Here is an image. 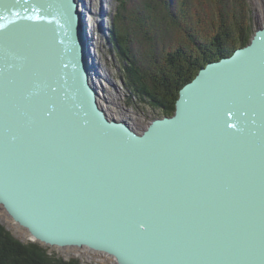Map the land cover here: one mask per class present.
<instances>
[{
	"label": "water",
	"instance_id": "95a60500",
	"mask_svg": "<svg viewBox=\"0 0 264 264\" xmlns=\"http://www.w3.org/2000/svg\"><path fill=\"white\" fill-rule=\"evenodd\" d=\"M82 1L0 0V206L117 264H264V21L138 133L102 106Z\"/></svg>",
	"mask_w": 264,
	"mask_h": 264
},
{
	"label": "trees",
	"instance_id": "16d2710c",
	"mask_svg": "<svg viewBox=\"0 0 264 264\" xmlns=\"http://www.w3.org/2000/svg\"><path fill=\"white\" fill-rule=\"evenodd\" d=\"M187 1L142 0L140 5L134 4L130 8L125 2H118V15L113 16L109 31L113 50L122 62L124 87L141 104L158 110L161 117L175 114L181 89L196 77L200 69L231 56L236 49L249 44L254 34L246 0H211L219 13L216 17L215 10V17L220 18L214 22L212 33L216 35L212 37L202 36L199 24L195 23L186 6ZM204 10L205 7L198 10L202 17ZM208 16L213 18V13ZM183 25L191 26L196 32V35L189 36L193 48L185 44L187 36L181 30ZM176 33L175 37L179 35V39L173 42L176 48H169L173 51L167 53L164 61L160 44ZM137 44H145L147 49L137 50ZM0 264L82 263L77 259L65 261L58 258L38 243L25 244L0 223Z\"/></svg>",
	"mask_w": 264,
	"mask_h": 264
},
{
	"label": "rangeland",
	"instance_id": "374dc122",
	"mask_svg": "<svg viewBox=\"0 0 264 264\" xmlns=\"http://www.w3.org/2000/svg\"><path fill=\"white\" fill-rule=\"evenodd\" d=\"M152 2H156L158 0H150ZM118 2H125L126 7L130 8L134 4L140 5L142 0H131L128 2V0H113V5L111 6V10L108 15L105 16L106 20V35H103V33L100 31V25L96 24L94 27V32H92L93 36L98 37V40H96L97 43V54L100 66V76H98V79L102 81L105 90L107 91L106 96H110L111 98L115 99V103L121 105L123 107V110L118 108L119 106L114 105V111H116L117 114L112 116L113 118L119 120V121H125L127 122L135 131L138 133H143L151 124V122L161 117L160 112L158 110L152 109L150 106L141 104L136 98L130 96L126 88L124 87L123 80L121 78V59L119 55L113 50V46L110 45V28L112 19L114 18V15H118ZM247 2V8L249 11L250 17L252 18V23L254 26V29H257L261 23L264 21V8L262 6V3H260L259 0H246ZM130 3V4H129ZM86 8L88 9V5L86 4ZM186 6L188 7L191 15L193 16L195 23L199 24L200 33H202V36H208L212 37L216 34L212 33L213 25L215 21H220V18H216L218 16V9L216 4L211 0H188L186 3ZM205 10L202 12L203 17L201 13L198 12L199 9L204 8ZM212 8H214V11L212 12ZM215 10H217L216 17H215ZM92 15H90L94 22L95 19L99 18L100 10H99V3L96 4L94 7H92ZM208 11V12H207ZM210 13H213V18L209 17L208 15ZM190 15V16H191ZM102 16V15H101ZM199 18L201 19H198ZM207 16V17H206ZM90 19V18H89ZM191 27V26H190ZM186 27L185 25L181 26V30L185 31V35L187 38H184L185 44H188L190 48H193L192 42H189V36L196 35V32L192 30V27ZM178 28V26H177ZM189 29L191 32H189ZM216 31H214L215 33ZM170 34L167 38V41H162L160 44L161 53H163V60L165 61V56L167 53L172 52L173 50H170L169 48H176L175 40L179 39V35ZM201 35V34H200ZM209 37V39H210ZM200 38V37H199ZM205 42L207 41L204 40ZM187 48V46H185ZM184 47V48H185ZM140 48L147 49V46L145 44L143 45H136V49L140 50ZM186 51H191L190 49H187ZM175 52V51H174ZM173 52V53H174ZM161 55V54H160ZM104 77V79L102 78ZM101 92V102L103 105L110 106L111 109L113 108L112 105H110L108 102L105 101L103 97L102 88L100 89ZM109 95V96H108ZM107 101H110L108 98H106ZM120 106V107H121ZM107 108V107H106ZM105 108V109H106ZM116 108V109H115ZM111 117V116H110ZM0 223L3 224L17 239L22 241L23 243H30V240H28V234H26L25 230L19 227L14 221L8 216L6 211L0 206ZM44 247V246H43ZM48 249V252L50 254L55 255L58 258L64 259L65 261H69L71 259H77L82 264H117L116 261L111 258L110 256H107L105 254L97 253L90 251L88 249H58V248H50L45 247ZM81 252L77 255L74 254V252Z\"/></svg>",
	"mask_w": 264,
	"mask_h": 264
},
{
	"label": "bare ground",
	"instance_id": "6f19581e",
	"mask_svg": "<svg viewBox=\"0 0 264 264\" xmlns=\"http://www.w3.org/2000/svg\"><path fill=\"white\" fill-rule=\"evenodd\" d=\"M82 1V0H81ZM83 3H84V6L85 7H82V10L85 12V14H86V17H87V20H88V28H89V34L91 35V44H92V52H93V58H92V61H93V59H94V61L97 63V66L98 65H101L100 63H99V58H98V54H97V43H96V40H98V37H95V36H93L92 34V32H94V27H95V25L96 24H99L100 25V23H101V21H104L105 20V16L106 15H108L109 14V12H110V10H111V6L113 5V0H84V1H82ZM99 3V10L101 11L100 12V14L103 16V19H102V16L100 15L99 16V18H97V19H95L94 20V22H92V20H93V18L90 16V15H92V14H90V13H92L93 11H92V7H94L96 4H98ZM86 4L88 5V9L86 8L87 6H86ZM160 4V3H159ZM102 11H104L105 12V14H102ZM90 18V19H89ZM105 22H106V20H105ZM106 25V24H105ZM93 65V64H92ZM101 70V69H100ZM100 72V71H99ZM100 77H101V75H99ZM103 79H104V77H102ZM95 79H96V84H97V87H98V90H99V94H100V99H101V97H102V95H101V92H100V89L102 88V92H103V96H105V97H103L104 99H105V101L106 102H108L110 105H112L113 106V108L111 109V107L110 106H107V105H103L102 104V106L104 107V108H106L105 110H106V112L108 113V115L109 116H114L115 114H117L116 113V111H114V105L116 104L115 103V99L113 98H111V100H110V96L109 97H107L106 96V90H105V88H104V85H103V83H102V81H100L99 79H98V76H96L95 77ZM106 98H108L110 101H107L106 100ZM101 101V100H100ZM102 103V102H101ZM116 106H119L118 108H120V109H122L123 110V107L121 106V105H119L118 103L116 104ZM121 106V107H120ZM116 109V108H115ZM26 232V231H25ZM26 234H28L27 232H26ZM28 240H34V238L32 237V236H30L29 234H28ZM79 253H81V252H74V254L75 255H77V254H79Z\"/></svg>",
	"mask_w": 264,
	"mask_h": 264
}]
</instances>
